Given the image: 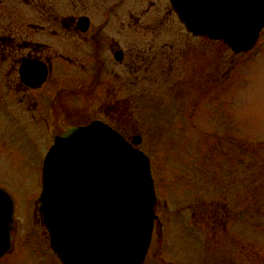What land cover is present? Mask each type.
<instances>
[{
  "label": "rangeland",
  "instance_id": "obj_1",
  "mask_svg": "<svg viewBox=\"0 0 264 264\" xmlns=\"http://www.w3.org/2000/svg\"><path fill=\"white\" fill-rule=\"evenodd\" d=\"M160 3L159 16L166 7L165 0ZM27 5L0 0V32L28 28L39 12L33 1ZM127 5L125 10L138 6ZM56 9L70 13L68 7ZM171 19L170 30L182 41V56L171 59L178 69L177 94L173 78L142 96L134 89L129 114H113L115 126L125 123L127 138L141 137L138 147L150 159L154 212L162 225L159 236L152 234L143 264H264V29L255 47L234 55L220 41L183 38L182 25ZM101 23L97 17L96 28ZM130 27L136 30L137 23ZM192 82L200 88L192 89ZM21 109L24 104L0 85V187L13 200L15 222L0 264H61L36 211L41 164L31 161L45 149L29 142L20 120L7 114ZM91 118L49 114V137Z\"/></svg>",
  "mask_w": 264,
  "mask_h": 264
},
{
  "label": "flooded vegetation",
  "instance_id": "obj_2",
  "mask_svg": "<svg viewBox=\"0 0 264 264\" xmlns=\"http://www.w3.org/2000/svg\"><path fill=\"white\" fill-rule=\"evenodd\" d=\"M32 1L31 6L37 7L39 13L34 20L31 17L28 28L20 26L0 32V85L10 88L13 96L24 104L21 111L7 114L15 121L20 120L19 128L26 131L23 134L29 142L34 141L45 153L56 136H67L94 121L108 125L131 142L133 136L127 138L123 132L124 121H121L124 125L115 126L113 114L122 117L129 114L130 97L135 99L132 90L137 89L138 97L152 92L155 84L167 86L171 78L172 86L179 83L176 82L178 69L173 67L175 63L171 59L178 54L182 56V47L178 45L182 41L177 37L178 32L170 30L171 18L182 25L183 38L206 43L220 41L226 46L222 40L188 31L170 0H165L161 16L155 13L159 12L160 0H26V3L30 6ZM129 1L137 2L136 10L124 9ZM58 6L68 7L70 13H60ZM97 17L102 18V23L96 28ZM144 19L150 20L146 26ZM132 21L137 23L136 30L130 27ZM159 22L167 23L165 29H160ZM185 43L192 47L191 43ZM30 61L38 66L28 65L27 75L22 78L21 67H27ZM42 67L46 75L38 81ZM154 71L158 77L164 72L163 78L152 76ZM190 86L195 91L200 88L197 82ZM177 92L176 87L175 95ZM49 114H93V118L72 126L68 124L66 130L49 137ZM26 118L28 121L24 122ZM44 155L39 153L31 162L42 166ZM36 211L42 220L38 206ZM158 218L157 215L152 234L155 231L159 236L162 224ZM42 225L48 233L43 220ZM12 232L13 229L11 239Z\"/></svg>",
  "mask_w": 264,
  "mask_h": 264
},
{
  "label": "water",
  "instance_id": "obj_3",
  "mask_svg": "<svg viewBox=\"0 0 264 264\" xmlns=\"http://www.w3.org/2000/svg\"><path fill=\"white\" fill-rule=\"evenodd\" d=\"M186 29L223 40L235 53L252 48L264 27V0H170ZM22 66L25 78L28 65ZM41 68L38 81L44 80ZM94 121L56 136L41 174L39 210L62 264H142L156 215L148 156ZM13 202L0 188V257L10 248Z\"/></svg>",
  "mask_w": 264,
  "mask_h": 264
}]
</instances>
